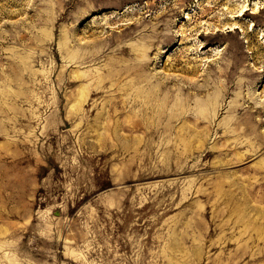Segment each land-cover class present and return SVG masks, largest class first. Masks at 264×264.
<instances>
[{"label":"rangeland","instance_id":"374dc122","mask_svg":"<svg viewBox=\"0 0 264 264\" xmlns=\"http://www.w3.org/2000/svg\"><path fill=\"white\" fill-rule=\"evenodd\" d=\"M147 41L160 99L227 73L191 147L177 131L114 135L139 108L106 66ZM191 92L195 107L206 94ZM233 116L237 133H217ZM0 264H264V0H0Z\"/></svg>","mask_w":264,"mask_h":264},{"label":"bare ground","instance_id":"6f19581e","mask_svg":"<svg viewBox=\"0 0 264 264\" xmlns=\"http://www.w3.org/2000/svg\"><path fill=\"white\" fill-rule=\"evenodd\" d=\"M255 5L257 6L256 10H258V3ZM246 12L247 7H243L239 11V15L237 17L245 16ZM233 28L235 27H232V29ZM140 31L141 27H138L137 25L136 27H133V29L129 30L128 37H135V35H137ZM218 31L219 30H217V32ZM139 34L141 35L142 32ZM207 34L215 35L216 33L209 32ZM147 38L154 39L156 37L147 36ZM151 45L153 46V41H147L146 44L140 43L136 46L131 45L128 49H124V51L127 52L131 57L134 56V59H132L130 63L126 64L125 62H122V57L124 55H116V53L114 58L111 59L106 66V71L108 76H110L109 78H111L113 81L112 86L114 87L116 93L121 95L123 93L129 94L132 92L130 105L132 107L139 108L138 112L133 113L132 117H130L131 119L129 120V125L116 126L119 123L116 121V125L113 129L114 135L118 136L121 129H128L132 136L134 133L138 132L154 134L156 132L160 133L162 131L166 135L167 133L171 134L173 131H177L180 144L185 147H191V143L195 138L208 136L211 131L209 125L205 126L204 124L206 121L212 124V119L218 115L220 108L223 105L222 98L227 94L229 83L221 87L218 86V80L222 75L227 73L222 69L217 70L214 74L213 82L207 83L204 87L200 88V90L195 88L193 85V77L189 78L188 82H190L187 92L184 91V88L180 91L176 90L178 93L169 90L170 92H167V94L165 93V97L160 99L164 92L163 89L168 85L166 83L161 84V82L159 84L153 85V80H158V77L148 75L147 73L149 67L148 50L152 47ZM122 46L123 45L120 44L117 47L119 53V48ZM96 48H100L99 42L97 40L92 42V47L89 51L85 50V48L81 46V62L89 63L91 61H95L94 58L96 53L93 52V50ZM235 58L236 56L234 59ZM185 71L188 74L196 73L194 69L189 68ZM130 76H133V79L125 85H121L123 80ZM101 84L102 82L98 84V88ZM210 85H215V87H212L215 88L213 94L207 92ZM172 88L174 89L173 86ZM86 90H88V88L81 89V107L88 98V92ZM192 90H197L201 94H206L203 97L198 98V100L196 99L197 101L195 107H191L194 101L193 98L195 96L191 92ZM238 109V106H235L230 110L237 112ZM98 119L99 121L101 119L107 120V117L101 115ZM164 121H167V125H164ZM178 122H180L181 125L178 126L177 130L176 124ZM247 122L250 126L252 125L251 127L253 128V118L247 120ZM239 123L240 122L238 119H236L234 116L233 118L226 119L222 125H219L217 133L222 131L224 137H229V135L237 133L238 127L240 125ZM233 125H235V129H232ZM249 125L247 126L249 127ZM195 128H197L196 131ZM141 144H143V140L136 138L135 140L122 143L120 146L127 149L137 150Z\"/></svg>","mask_w":264,"mask_h":264}]
</instances>
